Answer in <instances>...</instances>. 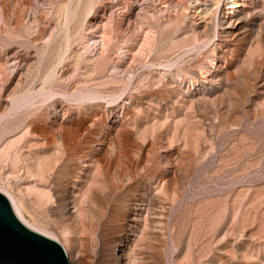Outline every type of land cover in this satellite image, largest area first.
Wrapping results in <instances>:
<instances>
[{"label":"rangeland","instance_id":"obj_1","mask_svg":"<svg viewBox=\"0 0 264 264\" xmlns=\"http://www.w3.org/2000/svg\"><path fill=\"white\" fill-rule=\"evenodd\" d=\"M188 1L0 0V192L83 264H264V0Z\"/></svg>","mask_w":264,"mask_h":264},{"label":"water","instance_id":"obj_2","mask_svg":"<svg viewBox=\"0 0 264 264\" xmlns=\"http://www.w3.org/2000/svg\"><path fill=\"white\" fill-rule=\"evenodd\" d=\"M0 264H69L62 246L24 224L1 192Z\"/></svg>","mask_w":264,"mask_h":264},{"label":"bare ground","instance_id":"obj_3","mask_svg":"<svg viewBox=\"0 0 264 264\" xmlns=\"http://www.w3.org/2000/svg\"><path fill=\"white\" fill-rule=\"evenodd\" d=\"M203 0H189L188 3H189V7H188V10L186 11H189L191 13V16L193 18H201L202 21L204 22V24H207V22L205 23V20H203V13L204 10L206 11V9H202L201 8V2ZM187 3V4H188ZM227 6L226 8H224L222 11H221V24H229V25H234L235 22L238 20L239 18V15L243 12V5L240 0H228L227 1ZM187 7V6H186ZM185 10L184 9H181V14L184 12ZM243 14V13H242ZM210 15V14H209ZM211 16V15H210ZM220 17V16H219ZM209 19L211 17H208ZM195 21V20H194ZM207 21V20H206ZM211 22V21H210ZM226 24V25H227ZM205 26V25H204ZM211 26V25H210ZM228 26V25H227ZM207 28V27H206ZM15 205V204H14ZM13 206V205H12ZM13 211L14 213L16 214V216L19 218V208L13 206ZM73 208V207H72ZM132 220L136 221L137 220V217H135V214L134 216L132 217ZM65 247V246H64ZM63 248V247H62ZM66 250V247L64 248ZM124 249V247H120L117 249V252H122ZM65 252V251H64ZM66 257H67V260H68V263L69 264H83V262L79 259V257L77 255H73L72 253H68L66 252ZM119 264H128L127 262H125L123 259L125 258L123 254H119Z\"/></svg>","mask_w":264,"mask_h":264}]
</instances>
